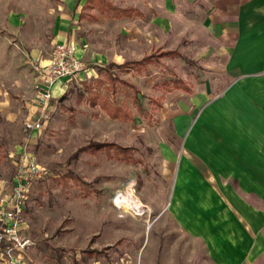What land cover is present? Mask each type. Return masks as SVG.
<instances>
[{
  "label": "rangeland",
  "instance_id": "obj_1",
  "mask_svg": "<svg viewBox=\"0 0 264 264\" xmlns=\"http://www.w3.org/2000/svg\"><path fill=\"white\" fill-rule=\"evenodd\" d=\"M180 3L0 0V199L24 153L46 170L31 181L24 203L20 233L35 243L20 264H215L196 228L202 214L212 221V212L197 210L194 194L173 203L185 142L177 130L197 115L193 110L184 124L180 118L195 106L198 89L218 92L222 84L213 89V82L223 67L212 60L225 55L180 32ZM62 36L91 76L65 83L46 125L27 131L31 64H45ZM171 49L181 56H160ZM149 54V63H131ZM177 79L188 92L174 87ZM103 101L125 117L112 118ZM185 170V183L195 182Z\"/></svg>",
  "mask_w": 264,
  "mask_h": 264
},
{
  "label": "crops",
  "instance_id": "obj_2",
  "mask_svg": "<svg viewBox=\"0 0 264 264\" xmlns=\"http://www.w3.org/2000/svg\"><path fill=\"white\" fill-rule=\"evenodd\" d=\"M180 2V32L225 57L212 60L223 67L213 82V89L222 84L218 92L198 89L195 106L187 105L180 118L184 124L193 110L197 115L192 126L177 130L185 142L173 204L182 206L183 194H194L197 210L212 212L213 220L202 214L196 228L215 264H236L237 258L258 264L264 259V0ZM61 91L55 85L53 98ZM188 168L195 182L185 183Z\"/></svg>",
  "mask_w": 264,
  "mask_h": 264
},
{
  "label": "built area",
  "instance_id": "obj_3",
  "mask_svg": "<svg viewBox=\"0 0 264 264\" xmlns=\"http://www.w3.org/2000/svg\"><path fill=\"white\" fill-rule=\"evenodd\" d=\"M45 61V64L40 61L31 64L35 74L34 118L32 115L25 121L24 129L27 131H38L48 122L55 85L60 84L63 89L65 83L81 82L91 76L76 56V48L71 41L54 43ZM45 174V168L30 154H23L10 191L0 199V264H20L24 251L34 245L32 238L20 233L22 211L31 181Z\"/></svg>",
  "mask_w": 264,
  "mask_h": 264
},
{
  "label": "trees",
  "instance_id": "obj_4",
  "mask_svg": "<svg viewBox=\"0 0 264 264\" xmlns=\"http://www.w3.org/2000/svg\"><path fill=\"white\" fill-rule=\"evenodd\" d=\"M123 12L126 14H129V10L128 9H125V10H123ZM174 54H176V55H179V56H181V54L178 52V51H176V50H164V51H162L161 53H160V56L161 57H164V56H170V55H174ZM151 55L149 54V55H145V56H143L140 60H136V61H134V62H131V63H133V64H147V63H149L150 61H151ZM185 59V58H184ZM124 64H126V63H123V64H121V65H124ZM109 76V78H110V80H112V81H114L116 78H114L111 74H109L108 75ZM133 87V86H132ZM174 87L175 88H178V89H181V90H185V91H188L189 89H188V87L184 84V82L182 81V80H179V79H177L175 82H174ZM85 89L86 90H88L89 89V86H85ZM85 90V91H86ZM80 97L82 96V94H83V91H81L80 93ZM95 104V102H94V100L92 101V105H94ZM102 106V108H104V109H106L107 110V112L111 115V117L112 118H122V117H125V112H121L120 110H118V109H110V108H107L106 107V103H105V101H103L102 102V104H101ZM123 115V116H122ZM92 146H95V147H97V144H92ZM91 252H93V253H96L97 252V250H91Z\"/></svg>",
  "mask_w": 264,
  "mask_h": 264
}]
</instances>
